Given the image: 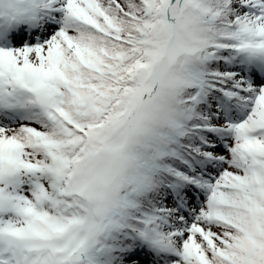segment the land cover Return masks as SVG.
<instances>
[{
	"label": "snow or ice",
	"instance_id": "obj_1",
	"mask_svg": "<svg viewBox=\"0 0 264 264\" xmlns=\"http://www.w3.org/2000/svg\"><path fill=\"white\" fill-rule=\"evenodd\" d=\"M0 264H264V0H0Z\"/></svg>",
	"mask_w": 264,
	"mask_h": 264
}]
</instances>
